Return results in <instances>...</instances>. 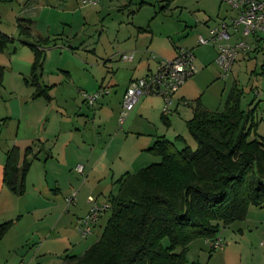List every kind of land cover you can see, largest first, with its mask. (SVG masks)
Instances as JSON below:
<instances>
[{"label":"crops","instance_id":"0c3cea01","mask_svg":"<svg viewBox=\"0 0 264 264\" xmlns=\"http://www.w3.org/2000/svg\"><path fill=\"white\" fill-rule=\"evenodd\" d=\"M168 7L166 4L164 9ZM136 27L137 30L127 31L124 35L128 34L129 39L120 43L121 52L133 55L132 59H123L124 54L121 55L122 61L130 67H120L115 72L111 59L105 63L108 73L94 75L80 85L70 71H65L68 79L61 76L64 71L61 67H56V81L45 82V62L41 83L47 88V95L35 96L38 88L26 81V75L24 84L19 80V85L24 87L11 89L10 110L4 116L12 129L0 140V223L11 220L14 223L0 238L1 264H58L54 263L55 257L84 252L100 238L104 229L99 233L98 226L106 215L102 213L92 232L84 234L82 220L91 210L88 197L93 195L101 203L109 201L119 192L123 176L155 162L150 148L160 138H168L176 144L187 140V122L193 117L195 107L189 108L190 102L181 96L175 98L171 112L166 114L162 97L144 95L124 124H119L124 95L131 83L154 71L160 58H175L180 48L174 43L170 51V40L151 35L150 23ZM209 28H205L207 35L195 34L193 30L187 38L197 41L200 34L209 36ZM45 38L51 41L49 36H40L39 41ZM240 38L233 35L230 41L236 43ZM249 43L251 48L240 55L260 50L264 32L251 35ZM190 44L186 48L195 50L194 41ZM212 44L217 46L218 56V45ZM68 83L72 85L69 89L65 88ZM84 92L99 93L94 105L87 103ZM74 102H77L76 108L70 106ZM86 103L96 106L89 108ZM177 136H184V140H178ZM12 147L21 151L20 165L25 158L30 160L22 194L13 192L4 181L7 153ZM29 147L32 151L25 156ZM74 192V201L68 203L67 199ZM258 209L264 208L251 207L246 218L248 225L254 224L257 229L264 225V212Z\"/></svg>","mask_w":264,"mask_h":264},{"label":"rangeland","instance_id":"374dc122","mask_svg":"<svg viewBox=\"0 0 264 264\" xmlns=\"http://www.w3.org/2000/svg\"><path fill=\"white\" fill-rule=\"evenodd\" d=\"M96 1V4H92L84 3V0H0V30L12 39L0 52V64L5 66L3 85L0 86V140L12 129L6 124L7 116H4L10 110L11 89L24 87L25 85H19V80L24 84V75L27 79L30 77L35 60L31 45L42 43L39 41L40 36L51 38L48 44L42 45L46 54L43 80L56 81V67H61L64 69L61 76L68 79L65 71H70L75 82L83 85L87 78L108 73L105 63L111 59L115 64L112 69L115 72L117 68L130 67V64L125 65V61L121 59L124 51H120V43L129 39L128 34L124 35L127 31L134 28L137 30V25L146 27L149 23L153 32L151 35L170 40V51L174 43L180 48H186L194 41L196 71L180 86L175 98L185 97L190 102L189 108L195 107L201 101L210 110L222 111L229 91L237 84L243 90L242 108L246 111L255 109V125L249 138L264 140V43L258 51L242 53L227 77H223L216 60L217 46L198 45V38L197 41L187 38L188 33L193 30H196L195 34L207 35L205 28L218 26L223 18L235 14L227 4L221 0ZM131 1L133 2L130 3ZM166 4L169 7L164 9ZM22 19L32 21L30 37L21 34L19 21ZM134 39L135 37L132 38ZM111 75L112 73L108 76V82L111 81ZM70 86L72 85L68 83L65 88L69 89ZM79 96L83 104L81 95ZM76 104L74 102L70 106L75 105L76 108ZM86 106L92 108L96 104L89 106L86 103ZM164 125V121H161V126ZM187 132V140L179 141L176 145L183 147L189 144L196 148L197 142ZM154 156L155 162L161 161V157ZM258 212H264V209H258ZM104 214L106 215L98 226L99 233L105 228L104 223L110 217L111 210L104 211ZM248 224L247 219L234 220L229 224L221 222L217 238L221 239L223 245L218 248H213L206 237L192 240L185 251L188 262L264 263V245L261 244L264 241V225L257 229L254 224ZM163 243L165 246L170 245L168 238ZM183 249L178 246L176 251L182 252ZM62 261L63 258L55 257L54 263ZM1 262L2 259L0 264Z\"/></svg>","mask_w":264,"mask_h":264},{"label":"trees","instance_id":"16d2710c","mask_svg":"<svg viewBox=\"0 0 264 264\" xmlns=\"http://www.w3.org/2000/svg\"><path fill=\"white\" fill-rule=\"evenodd\" d=\"M19 27L22 35H32L31 20L22 19ZM11 40L0 30V52ZM40 41L31 45L35 60L26 79L38 88L35 96L48 94L41 83L46 56L42 45L50 40ZM4 75L5 66L0 64V86ZM242 96L243 90L235 84L222 111L198 101L187 122L197 147H178L165 137L157 140L150 149L161 161L120 179L119 192L109 198L111 215L100 238L58 264H196L185 256L192 240L216 239L221 222L246 219L251 206L264 207V140L249 138L255 109H243ZM31 151L29 147L25 156ZM20 162V149L12 147L4 181L18 194L25 192L30 167L27 158ZM13 223H0V238ZM165 238L169 246L164 245ZM178 246L184 248L182 252L176 251Z\"/></svg>","mask_w":264,"mask_h":264},{"label":"built area","instance_id":"2783aa9c","mask_svg":"<svg viewBox=\"0 0 264 264\" xmlns=\"http://www.w3.org/2000/svg\"><path fill=\"white\" fill-rule=\"evenodd\" d=\"M227 4L237 14L229 20H223L218 26L210 27L209 36L200 34L198 42L201 45L216 43L219 48L217 63L222 69L223 77L232 70L233 65L238 60L242 51H248L251 48L249 37L260 31L264 32V0H221ZM84 3L96 4V0H84ZM233 35H240L236 43H231ZM154 57H157L154 54ZM133 55L124 54L123 59H132ZM195 53L193 49L181 47L178 54L173 59L160 58L154 71L148 75L138 78L131 83L127 89L123 106L119 117L120 125L124 124L129 114L134 110L139 100L144 95H157L163 98L166 114L171 112L176 93L180 86L196 71L194 64ZM107 92L108 90H104ZM89 105H94L99 97V93H83ZM185 105L187 101H183ZM76 192L70 196L67 201H74ZM88 200L91 203L89 214L82 220V232L84 234L92 232L93 226L99 220L100 215L111 208V202H99V200L90 195ZM211 240V239H210ZM264 245V241L261 242ZM221 239L211 240V246L218 248L222 246Z\"/></svg>","mask_w":264,"mask_h":264}]
</instances>
